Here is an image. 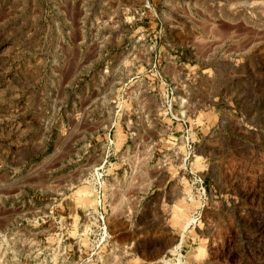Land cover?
Returning <instances> with one entry per match:
<instances>
[{"label":"rangeland","instance_id":"1","mask_svg":"<svg viewBox=\"0 0 264 264\" xmlns=\"http://www.w3.org/2000/svg\"><path fill=\"white\" fill-rule=\"evenodd\" d=\"M0 264H264V0H0Z\"/></svg>","mask_w":264,"mask_h":264}]
</instances>
